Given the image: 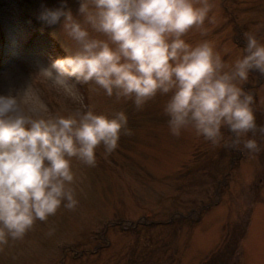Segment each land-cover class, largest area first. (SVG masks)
<instances>
[{"label": "rangeland", "instance_id": "1", "mask_svg": "<svg viewBox=\"0 0 264 264\" xmlns=\"http://www.w3.org/2000/svg\"><path fill=\"white\" fill-rule=\"evenodd\" d=\"M0 264H264V0H0Z\"/></svg>", "mask_w": 264, "mask_h": 264}]
</instances>
